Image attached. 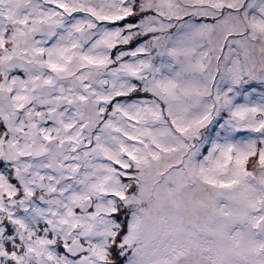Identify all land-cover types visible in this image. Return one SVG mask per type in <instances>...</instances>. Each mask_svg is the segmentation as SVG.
Here are the masks:
<instances>
[{
  "label": "snow or ice",
  "instance_id": "1",
  "mask_svg": "<svg viewBox=\"0 0 264 264\" xmlns=\"http://www.w3.org/2000/svg\"><path fill=\"white\" fill-rule=\"evenodd\" d=\"M0 264H264V0H0Z\"/></svg>",
  "mask_w": 264,
  "mask_h": 264
}]
</instances>
